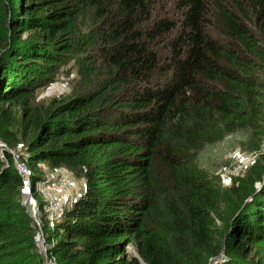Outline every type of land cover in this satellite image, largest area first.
<instances>
[{"label": "trees", "instance_id": "16d2710c", "mask_svg": "<svg viewBox=\"0 0 264 264\" xmlns=\"http://www.w3.org/2000/svg\"><path fill=\"white\" fill-rule=\"evenodd\" d=\"M239 129L264 135V0H0V264H264V148L227 189L196 163ZM19 142L32 193L41 163L85 183L45 252Z\"/></svg>", "mask_w": 264, "mask_h": 264}, {"label": "rangeland", "instance_id": "374dc122", "mask_svg": "<svg viewBox=\"0 0 264 264\" xmlns=\"http://www.w3.org/2000/svg\"><path fill=\"white\" fill-rule=\"evenodd\" d=\"M77 85L78 79L75 71L72 69L66 72L64 69L51 82L35 90L33 102L44 104L53 98L67 97L72 94V91L77 88ZM17 127L18 118L16 117L12 128L17 130ZM10 147L15 154L21 155V142ZM263 148L264 135H255L250 129H239L226 133L216 142L205 144L196 153V163L210 175H215L218 178L220 186L223 189H227L234 182L246 183L249 175L248 169L254 162L260 159V153ZM18 159H21V157ZM38 168L42 171L40 172L41 178L36 185L37 189L32 193V186H30L29 189L23 190V196L27 198L28 194H31L30 196L34 199V205L27 204L34 223L36 220L33 215L35 214L36 218H38L37 210L41 212L40 205L37 203L42 202L44 204L43 212L45 213L41 212V216L38 218V223L42 225L41 217H45L46 215L50 217V215L55 213L53 207L56 206L57 201H60L62 204V195L67 194V196H70L65 204L71 202L79 195L80 191L84 188V179L81 176L71 173L66 167L54 169L50 168L46 163H41L38 165ZM62 178L67 179V184L61 192H58L57 190L60 188L58 184L62 182L60 181ZM46 185L50 186L48 190L45 187ZM24 197L23 200L26 199ZM35 226L38 230L37 223H35ZM42 237L44 238V231ZM36 240L39 249L45 252V249H43L47 242L45 238L42 245H40L38 237H36ZM40 241L42 242L43 240L40 239ZM133 248V246H130L129 251L132 252ZM46 263L49 264L48 261ZM51 264H56V262L53 260Z\"/></svg>", "mask_w": 264, "mask_h": 264}, {"label": "built area", "instance_id": "2783aa9c", "mask_svg": "<svg viewBox=\"0 0 264 264\" xmlns=\"http://www.w3.org/2000/svg\"><path fill=\"white\" fill-rule=\"evenodd\" d=\"M13 154L15 155L14 156V159H13L14 166H15L17 172L22 176V179H23V187H24V189H29L30 186H32V178H31L30 170H29L28 166L23 161H21L20 159H18L19 158V154H15L14 152H13ZM16 157H18V158H16ZM60 181H62V182H60L58 184L60 186V188H58V190H57L58 192H61L63 190L64 186L67 184V179L66 178H62ZM84 186H85V183H84ZM45 187L47 188V190H48V188H50L49 185H46ZM30 195L31 194H28L27 198L24 197V198H26V199L23 200V203L25 202V205H27V204L28 205H34V199ZM62 197H63L62 204L60 203V201H57L56 206L53 207L54 212H57L63 206V204H65L68 201V199H69L70 196L69 195L67 196V194H66V195H62ZM52 216L53 215H50V221H49L50 224L53 223L52 222ZM33 217L36 220L35 223H37V225H38V239H39L40 245H42L45 240L42 237L41 226L38 223V218H36L35 214L33 215ZM40 239L43 240V241L41 242ZM47 247H48V243L46 242L45 243V246L43 247V249H46ZM47 261L49 262V264H51V262H53V259H47L46 262ZM46 264H48V263H46Z\"/></svg>", "mask_w": 264, "mask_h": 264}, {"label": "water", "instance_id": "95a60500", "mask_svg": "<svg viewBox=\"0 0 264 264\" xmlns=\"http://www.w3.org/2000/svg\"><path fill=\"white\" fill-rule=\"evenodd\" d=\"M132 253L134 254V255H137V252H136V250L133 248V250H132Z\"/></svg>", "mask_w": 264, "mask_h": 264}]
</instances>
